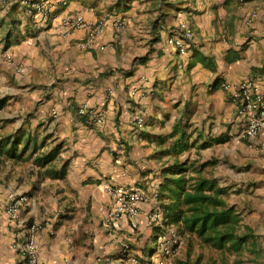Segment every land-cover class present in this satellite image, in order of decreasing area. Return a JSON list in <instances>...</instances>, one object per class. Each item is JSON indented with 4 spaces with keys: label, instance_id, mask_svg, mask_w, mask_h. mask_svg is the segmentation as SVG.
Instances as JSON below:
<instances>
[{
    "label": "crops",
    "instance_id": "1",
    "mask_svg": "<svg viewBox=\"0 0 264 264\" xmlns=\"http://www.w3.org/2000/svg\"><path fill=\"white\" fill-rule=\"evenodd\" d=\"M50 1L47 21L36 6L0 4V264L22 261L35 221L43 226L41 264L116 261L126 248L152 264L163 229L148 213L159 201L143 207L133 232L128 220L106 217L104 185L139 188L151 199L174 162L207 164L230 200L264 195L249 177L239 183L248 172L238 168L264 154V133L240 141L239 103L222 86L252 79L264 89V0ZM68 12L105 21L89 49L78 45L84 30L56 34ZM83 106L103 122L80 115ZM135 115L144 118L140 128ZM11 193L28 198L20 222L6 213Z\"/></svg>",
    "mask_w": 264,
    "mask_h": 264
},
{
    "label": "built area",
    "instance_id": "2",
    "mask_svg": "<svg viewBox=\"0 0 264 264\" xmlns=\"http://www.w3.org/2000/svg\"><path fill=\"white\" fill-rule=\"evenodd\" d=\"M23 3L28 6H36L41 12L44 21H47L51 15L53 4L50 0H0L2 6H9L14 3ZM252 18L247 17V22H251ZM116 27L121 28L124 21L118 18L114 21ZM76 30H84L86 37L78 43L82 49H89L99 36L105 32V21L98 20L89 22L82 15L68 12L62 18L60 24L56 28V34L62 38H68ZM186 37L190 38L191 33L188 31ZM174 43L179 48L181 53H184L185 47L180 39L174 40ZM10 60L11 57L8 56ZM223 88L233 90V98L239 103L238 115L243 120V126L238 134V138L242 141H254L262 133H264V89L260 88L252 79H247L239 84L223 83ZM80 115H91V122L100 124L103 122V115L99 112H91L87 106H83L78 110ZM132 123L136 127H142L144 118L140 115H135L132 118ZM153 196L148 198L144 191L135 187H127L117 185L110 182L105 183L104 190L110 196V207L106 212V217L114 222L126 219L129 222L133 232L139 230V215L143 207L151 201L158 200V186L155 188ZM28 202L25 195L11 193L8 196L6 204V213L9 218L20 222L18 213L22 205ZM157 204L156 202L154 205ZM148 221L153 226H160L163 231L157 239V248L162 254L159 257L158 264H175L174 258L179 253L182 245V238L174 228L166 229L163 225V216L161 211L153 206V209L148 213ZM42 224L39 222H31L26 227V240L23 245V259L19 264H41L40 263V236L42 232ZM127 250V248H126ZM123 250L120 253L119 259L116 261H106L99 258L98 264H139L136 256L127 254Z\"/></svg>",
    "mask_w": 264,
    "mask_h": 264
},
{
    "label": "trees",
    "instance_id": "3",
    "mask_svg": "<svg viewBox=\"0 0 264 264\" xmlns=\"http://www.w3.org/2000/svg\"><path fill=\"white\" fill-rule=\"evenodd\" d=\"M183 150L174 147L173 153ZM206 167L174 162L162 170L158 201L163 225L174 228L186 242L187 258L182 264L206 260L207 264H231V256L239 264L246 252H257L255 231L244 222L242 210L229 201L230 189L204 174Z\"/></svg>",
    "mask_w": 264,
    "mask_h": 264
},
{
    "label": "rangeland",
    "instance_id": "4",
    "mask_svg": "<svg viewBox=\"0 0 264 264\" xmlns=\"http://www.w3.org/2000/svg\"><path fill=\"white\" fill-rule=\"evenodd\" d=\"M241 141V140H240ZM257 151V150H255ZM240 154V153H239ZM241 155V154H240ZM248 157L242 155V159ZM240 159L239 156H237ZM243 161V160H242ZM247 163V164H246ZM246 164V165H244ZM239 170L245 169L244 171L248 172L245 175V180H243L242 176H239V183H245L246 179L249 177V182L257 183L260 187H264V154L260 153L258 156H254L252 159H248L247 161H243L239 163ZM205 175H210L209 169L204 170ZM232 193V192H231ZM234 194V193H233ZM246 194L250 196V198H254L255 201L248 202L245 199H241L239 193H236L230 200L231 203H235L239 209L243 212V219L246 224H251L254 227V231L257 237V252L255 254H251L246 252L243 256H241V262L239 264H264V195H255L254 192H250ZM251 199V200H252ZM182 245L180 247L179 253L174 258L175 264H182L187 258L186 256V242L182 239ZM197 251V248H195ZM150 256L152 264H158L160 251L156 246L155 240L152 242V246L150 248ZM193 261L194 256L193 253L190 257ZM231 264H234L235 258L234 256L230 257ZM203 264H207V260L204 261Z\"/></svg>",
    "mask_w": 264,
    "mask_h": 264
}]
</instances>
